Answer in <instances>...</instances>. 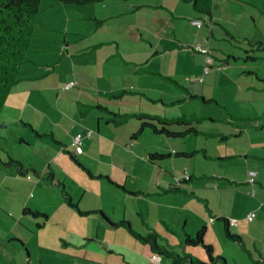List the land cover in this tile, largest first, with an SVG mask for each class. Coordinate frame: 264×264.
Here are the masks:
<instances>
[{
  "label": "rangeland",
  "instance_id": "obj_1",
  "mask_svg": "<svg viewBox=\"0 0 264 264\" xmlns=\"http://www.w3.org/2000/svg\"><path fill=\"white\" fill-rule=\"evenodd\" d=\"M216 1L218 0H215L214 8L215 10L218 9L219 11ZM48 3H50V0H42L41 2L40 12L37 20L38 24L40 20L49 22L46 19V17H50L48 16L50 11L46 12L47 8L48 10L54 8L46 7ZM235 4L240 6L242 5L237 2H235ZM89 5H95V3ZM85 6L60 4L57 5L56 10L52 11L54 15H59L60 17H62L64 13L66 19L65 25L57 26L56 29L63 31L66 29V25L69 24L72 32H77L78 34L72 33L67 35L66 41L71 43L72 48L79 49L81 48V46L90 47L87 48V53L81 56L74 57L72 60H66L64 55L60 53L58 49H51L44 52L29 51V53L27 54L28 58L34 60L35 62H50L49 60H56L55 69L54 67H50L49 69L40 67L26 71L28 69V66L32 67V63L25 64L23 66L25 77L29 78L31 76H36L37 74L41 76L40 78L27 79L13 87L11 89L9 100L6 103L5 108L2 110L0 116V179L3 178L2 180L5 181V183H2V190H0V239H3L2 237H4V235L7 233L9 235L17 234L25 240H29L30 238H32L34 239H31L33 243H37L39 241L41 245L40 249H42L43 247L50 248L53 252L51 257H54L56 259L55 263L58 264H70L69 261L81 264H108L106 262V258L108 257L110 260L122 262L125 254L127 257L132 254L136 255L134 249L136 243L140 242L142 245H145V243L139 238L130 236L129 243L124 246L121 245L123 247L120 249L118 248L119 252L115 251L114 253H109L107 250L108 243L105 241L102 242L100 239H95L96 234L94 232L89 233L90 230H88L87 236H89L90 238L91 236H93L94 240L93 242L83 245L84 239L81 238L80 242L77 236L68 233V231L64 228L65 225L62 223L64 222L63 217H66L69 220L68 212L66 211L65 207L63 209L65 211V215L67 216L61 215L60 217H56L57 213H62V209L61 207L56 206L57 203H55L54 199L49 198V196L54 195V198H56L57 200L60 196L63 198V194L61 193V186H56V190H53L51 183L48 184V180L46 181L44 179V177L46 178V176H48L49 174L48 171H46L48 164H52V166L50 167L58 172L57 176H59V178L61 179H69V177L65 174V169H67V166L69 165L70 170L80 176V179H76L77 182H81L82 179L87 180L88 174L78 168L76 163L71 159L69 153H62V158H59V161L56 162V156L59 155V153L57 152L58 149L54 144H51L48 139H38L35 136V131H38L39 133H48L53 128H55L59 136H61L59 137V140L65 142L68 145V150H70V152H73V148L70 146V134L68 131H75V129L84 128L85 125L94 128V134H92L93 131L89 127H86V136L83 140L84 153H81L80 155H78V157L80 158V162L87 164L94 170L95 175H97L98 172L96 168L101 167V160L104 159L109 163H112L113 161H115L116 163L119 162L117 161V159L114 160L112 155L110 154L112 152H115L113 147H115L118 143H120L121 145L119 156L122 158H128V153L125 152L123 148L129 151H141L142 149L145 150L144 146L146 147L149 142L155 141L150 136H144L143 133H137L139 130V126L135 123H139L140 120H133V117L127 119L120 126H113V124H110L111 128L103 127L101 133V135L103 136L97 133V119L94 122L92 116L87 113V110L91 109L92 113L94 112L96 114L103 115L107 114L111 117L112 115L105 111V108H107V106L104 104L107 103L108 105H110L109 108H115L117 110L119 109V106L117 105L116 101L111 100L110 95L112 94V91L108 95L102 96V101L104 103H101V105L97 104V102H101V100H98L99 98L94 102L88 101V98H92L93 95L97 96L98 91H88L86 89L83 90L82 86H84V84H86L87 88H91L94 90H99L100 88L101 93L105 92L108 88L111 87H113L112 89H118L116 90V92L118 94H121L123 96L122 98H124L125 100V102L120 103V108L128 112H132L135 108H137L135 106L133 107L136 101H143L145 102V104H142V109H140L141 111L146 110L147 112L154 113L160 112V109H166L172 113H175L176 115H182V113L186 112V114H188V117L191 116L192 113H194V115H196L197 117L211 116L212 118L217 119V122H211L209 119H202L199 124H197V122L195 124L196 126H198L199 130L210 131L205 133L201 132L198 138L200 142L198 143V141H196L195 146L197 147L198 145V149H207L211 155L220 156L218 154L219 152H237V150L239 149H242L244 151L250 150L254 152L257 149L263 148L257 146L256 144H253V141L257 142L261 140L256 137L257 133H259L262 137L264 136V129H260L257 127H250L249 129L245 130L240 138L229 136L228 140H224L222 142H220L221 140L215 141L216 139L221 138V135H212L214 133H224L225 130L227 131V134H230L234 131V129H236L235 127L229 126L224 122V114L226 115L227 108H230L235 112H241L246 116H256L258 115V113L264 111V60L253 62L251 60L245 61L241 59L238 62H233L231 60L230 63V61L227 60L228 55L224 54L221 49H218L221 47L227 52H230L229 50L231 49L235 50V48L231 47L230 42L225 41V37L228 38V36L226 35V32L223 31L224 37L220 36L217 40H215L216 49L214 50V57L211 55L213 62L211 61V59L210 63L205 62L204 68L202 69L203 72L200 76L196 75L198 73V71L196 70V59L194 64L184 63L185 65L183 64V66H191L190 69L193 70V72L195 70L197 71L196 73H192L193 75L191 79L199 80L198 85L201 86L194 93L200 94L201 92H206V94H213L214 96H209L214 98L216 101L220 102L222 106H226L227 108H221L216 104V102L204 103L203 99L198 97H193L194 99L189 98L187 101H183L182 103L177 102L174 105H168L166 107L161 105H154L145 96L140 95V93H137L135 95L127 93L132 91L137 92V89L133 90L134 87L142 88L143 84L141 83L139 77L143 75V72L136 73L135 70L134 72H132L134 65H128L125 63L122 50L119 51L117 44L114 41H102L103 39L101 36V31H96L90 26L92 24H95L94 19H92L93 21H90L89 19H87V17H77ZM44 24L46 25V23ZM262 24L263 23H258V29L262 28L264 30V24L263 26ZM111 26L112 27L110 29H107V31L114 29V24H111ZM230 28H233V25H230ZM48 31L49 30L43 32V35H41L40 37H37L38 34L36 35V37H33L31 43L32 50H35L37 46L52 48V46L55 45V42L52 39L47 38L48 33H50ZM61 38V43L64 46L66 44L64 35H61ZM123 43L126 46H131L126 42ZM200 44L202 43L199 42L195 45L196 49L202 48ZM204 46L207 50H209V48L211 50V44H209V42H206ZM243 47L247 48V45H243ZM113 49L114 52L112 51ZM235 51L243 54L242 48L240 47H237ZM211 52L213 53V50ZM111 54H113L112 57H110ZM227 62L231 64L230 69L227 68ZM73 63L74 66H72ZM166 64H168L170 68H174V64L171 65V63H167L166 60H162L161 64H155L154 66H161L164 69L168 70ZM71 67L76 68L78 74L72 71L73 68ZM177 68H182V66L177 65L173 69L176 70V73H174V75L180 73L178 72ZM205 68H209V71H204ZM48 70L51 71L48 73ZM244 71L256 72L260 78V81H258V77L255 74H245L243 73ZM190 72L191 71H188V69H186L180 74L183 78H185ZM44 74L47 75L45 76ZM207 76L208 79L206 83L209 86L214 85L213 87L204 86L203 84H201L202 81H204V79L201 78H206ZM238 77L241 79L240 83H237L236 81L238 80ZM153 78L156 82H158V79H161L159 74H156L155 76H153ZM252 80L256 83V86L250 89H246L245 94L243 95L241 93V90L238 89V86H240V84H248V82H252ZM71 82H73L74 84L70 86V90H64L66 88L65 86L70 85ZM195 84L196 83L188 85ZM175 91L182 93V91L176 88ZM143 92L149 94H151V92L155 93L154 91L150 90ZM241 98L249 99L253 102V104H246L244 102L243 105H240L238 103L241 102ZM75 99L80 100L84 103L91 104L93 102L95 106L84 107L82 106V103L80 101L78 103L75 102ZM172 99L177 101L178 97H172ZM235 99H237V102H234ZM101 106L104 107V109L100 108ZM79 110L84 111V113L86 112V115L84 117L81 116L79 114ZM117 110L115 112H117ZM121 112L123 113L124 111ZM62 117L64 119H62ZM22 121H24L26 124L28 123L29 125L23 126ZM62 129L66 130V135H64L65 132H63ZM195 138L196 136L192 135L184 138H178L175 141H189L194 140ZM21 139L23 140L21 141ZM262 140H264V138ZM202 142L203 144H201ZM53 148L55 149V151L53 150ZM191 148L196 149L194 147ZM134 153L136 155L134 157V160L137 161H133L131 163V166L135 167L137 175L141 176V184H145L147 182V178L143 175V172L144 168L147 167V165H144L146 164V160L144 161L143 159H141L140 155L137 152ZM102 154H106L108 155V157H104ZM10 156L22 162L24 168L29 170L27 174H21L19 172V167L17 164H12V166L4 164L9 162ZM250 159L251 161H253V163L257 161L252 157H250ZM120 161L121 163L126 162L124 161V159H121ZM242 165H246L243 156L234 157L233 162L220 161V159L217 160L216 156L206 158V153H204V151L202 150H199L194 158L177 165H168V168L172 171L173 174H175V167H178V174L181 177L185 176L186 172H188L185 167H188L190 174H196L197 172L199 175H204L205 172H207L209 174H215L220 177L227 174L235 176L237 173L228 171V167L235 166L233 170H242ZM255 165L258 164L256 163ZM59 167L64 168L62 172L58 171ZM111 168L112 169L110 173L113 174L114 178L119 180V182L124 183L126 180V176L124 173L120 172V167L112 164ZM246 170H248V168H246ZM117 172L119 174H117ZM258 172V182L249 185L241 184V189H238L234 192H226L225 179H210L211 182L214 181L215 183L214 185L210 183V187L203 185L195 186L198 187V191H196V194H192V196L189 198V205L191 206V208H197L199 210L198 214L200 215L202 211L208 213L209 210H213L217 214L224 213L235 216L234 219H239L238 225L244 223L242 222L244 219L238 217V214H242V216H245V218H247L250 212H255L256 214H258V217L254 218L252 220V223L256 226V229L262 235L264 244V186H261L260 184V181L264 182V168H259ZM28 174L34 178L33 182L27 180ZM140 176L134 179L129 178V181L134 185H138L140 182ZM37 180L42 181V183L40 184V188L36 189V195L34 196L33 194L36 185L35 182ZM89 182L96 189V193L99 198L98 201L100 200L101 202H104V204L110 201L105 193L100 190V188L104 189L105 191L107 189V186L104 184L103 180H89ZM188 183L191 184V182H187L186 184ZM205 184L207 183L205 182ZM213 187L215 190L212 189ZM68 190L76 198H80L84 195V190H79L78 183L68 181ZM108 191L113 197L118 196V193L121 194V192H113L111 190ZM120 194L119 197H122V195ZM231 194L235 197V200L237 198L238 203H232L227 200V196ZM90 196V194H87L86 200L88 202ZM62 204L64 203L62 202ZM26 206L30 210L27 211V214L24 216L23 209L26 208ZM37 208L51 214L50 221L46 225H44L43 229L39 230V232L37 224H45V219L43 218V216H36L33 214L38 210ZM109 208V212H111V206H109ZM185 208L190 207L185 204ZM75 209L80 213V210L78 208ZM129 213L130 212H128V217H126L127 220L131 219V215ZM178 214H180V211H178ZM136 215L137 218H140L138 214ZM179 218L181 220V217ZM85 220L90 221V218L79 216V219L75 218L72 223L76 225L77 230L83 232V229H80V227L85 229ZM116 220H119L118 217L116 218ZM174 223H177L178 226L180 225L176 221H174ZM250 223L251 221L245 220V224ZM215 224H218L217 226L220 232L218 231L217 233L215 228H212V224H210L212 230L210 229L209 233V241L214 246L215 254L217 256L221 255L225 257L222 252H231L232 256H235L233 247H237L238 249H240V247L235 243H232L225 239L221 223L217 222ZM187 225L189 232H191L195 227L193 219H189V223ZM176 229L177 231L179 230L178 227ZM121 231L124 232L125 229H121ZM33 233L34 235H32ZM99 233L100 235L102 234L103 237H114L115 235L112 233H107L103 229H101ZM66 235L67 237H65ZM168 235L171 238H174L175 241H178L176 235ZM60 237H65L68 242H71V244H68L69 247H67L64 239H61ZM137 239H139V242L137 241ZM119 241L121 242V244L123 243L122 238H120ZM183 245L189 250L206 254L202 246L192 247L187 246L185 243ZM250 247H252V245H250ZM84 248L87 252L83 250ZM101 250H103L104 252L102 256H100ZM175 250L182 253L181 245L176 246ZM33 251L36 254L38 253V245L35 244L33 246ZM0 253H2V247H0ZM21 255L22 254L18 253V255L13 257V260H10V258L4 254V258L6 260L5 261L2 259L0 254V264H24V262L27 261V256ZM78 255H80L81 258H86L92 262L90 263L84 260L74 259L75 256ZM85 255H87V257ZM241 255L247 257L248 259V256L246 254L243 253ZM231 258L232 257H230L229 259ZM36 264H39V262H37ZM109 264L112 263L109 262Z\"/></svg>",
  "mask_w": 264,
  "mask_h": 264
},
{
  "label": "crops",
  "instance_id": "obj_2",
  "mask_svg": "<svg viewBox=\"0 0 264 264\" xmlns=\"http://www.w3.org/2000/svg\"><path fill=\"white\" fill-rule=\"evenodd\" d=\"M235 2L242 4L237 5ZM217 7L219 8L215 10L214 4L215 0H213V7H212V17L214 20V25L211 27L210 22H208L206 16L209 15H200L197 14L193 8V5L191 3L185 2L183 0H105L104 2H98L95 3V5H86L84 9L80 12V14L77 16L79 18L87 17L90 21L94 20L95 24L90 25L92 28H94L96 31H101L102 33V41L107 42H115L117 44V47L119 51L122 50V54L124 55V61L128 65H134L132 72L139 73L143 72V75L140 78L141 83L143 84L142 88H136L134 87L133 90L137 89L138 91H132L127 92L129 94L135 95L137 93H140V95L145 96L150 102H152L154 105H161V106H168V105H174L177 102L182 103L183 101H187L189 98L192 99L195 98H201L203 96L207 102L204 103H211L209 100L214 98L210 97L214 96L213 94H206V92L194 93L197 91V89L201 86L198 85L199 80H193L191 79L192 73H198L196 75L200 76L203 72L202 69L204 68L206 57L205 54L201 52H197L193 50L192 45H196L197 43L200 44L202 47H205L204 44L206 43V39H209V44H211V50H213V53L211 52V55H214L215 48V40H217L220 36L224 37L223 31L226 32V35L228 38L225 37V41L230 42L232 48L240 47L242 48V53L236 52L235 50H229L230 52L225 51L223 48H218L224 54H227V60H231L233 62H238L239 60H245L244 57L251 56L255 57V60H251L253 62H257L259 60H264V30L262 28L258 29V23L264 24V0H218L216 1ZM61 4V3H60ZM57 2H52L47 4L46 7H53L54 9L47 8L46 12H49L50 16L49 18L46 17V19L49 22L40 20L39 24L37 21L36 26V34L34 37H40L43 35V32L49 30L47 38L52 39L55 42V45L52 46V48L49 47H42L37 46L35 50L31 49V52H44L51 49H58L60 53L64 55L66 60H72L74 57L81 56L86 54L87 52V46H81V48L76 49L72 48L71 43L66 41V36L69 34H78L77 32H72L70 29V25H66V29L61 31L56 29L57 26L65 25L66 19L64 16V13L62 17L59 15H54L53 11L56 10L57 5H60ZM243 6V7H242ZM53 10V11H52ZM45 12V13H46ZM196 19H202L204 21V24L202 27H197L193 24V20ZM38 20V19H37ZM251 20V21H250ZM46 23V25L44 24ZM111 24H114L113 30H108L112 26ZM262 24V26H263ZM45 25V26H44ZM230 25H233V28H230ZM255 29V31H254ZM61 35H64V40L66 41V44L63 46L61 43ZM249 41V42H247ZM123 42H126L127 44L131 46H126ZM104 44V43H102ZM243 45H247V48H244ZM92 47V46H91ZM210 49V48H209ZM114 52V49L112 50ZM248 52V54H245V52ZM126 52V53H125ZM222 53V54H223ZM113 54H111L110 57H112ZM214 57V56H213ZM196 59L197 63V71L191 70L190 67L183 66L184 63L194 64ZM162 60H166L167 63L170 62L171 65L175 68L177 65H181L182 68H177L178 72L182 73L186 69L188 71H191L187 77L183 78L182 75L176 74V70H173L174 68H170L168 64V70L164 69L163 67H155V64H161ZM32 61V67L28 66V69L26 71L32 70L34 68H52L55 69V63L56 60H49L50 62H35ZM225 61V60H221ZM249 61V60H245ZM227 62V68H231V64ZM185 65V64H184ZM74 66V63L72 64ZM73 68V67H71ZM51 70H48V73ZM76 74H78V71L76 68H73V70ZM242 73V72H241ZM245 74H255L258 78V81H260V78L256 72L250 71V72H243ZM156 74H159L161 79H158V82H156L153 78ZM45 76L47 74H44ZM41 75L31 76L29 78H40ZM181 76V78H180ZM204 81H202L201 84L204 86H209L206 81L208 79V76L206 78H203ZM188 81V82H187ZM237 83H240L241 79L238 77V80H236ZM264 81V80H263ZM79 83V82H78ZM196 83L195 85H188V84ZM145 86V87H144ZM214 85H211L209 87H213ZM256 86V83L252 80V82H248V84L238 86V89L241 90V93L244 95L246 89H250ZM66 88L64 90H70V86L66 85ZM133 87V86H132ZM108 88L105 92L101 93L100 88L99 90H94L91 88H87L86 84L82 86L83 90H92V91H98L97 96L93 95L92 98H88V101H95L96 99L101 100V102H97L98 105H101V103H104L102 101V96L108 95L111 91L112 94L110 95L111 100L116 101L117 105L119 106V109L115 108H109L110 105H108L106 102L107 113L109 111L114 112L117 110V114L112 115L111 117L109 115H103V114H96L92 113L91 109L87 110V113L92 116L93 121L97 119V133L101 135L102 128L103 127H110V124H113V126H120L122 123H124L127 119L130 117H133L135 120L136 117L134 116L136 113L144 112L148 113L150 115L159 116L161 118L166 117H186L191 118L196 115L194 113L191 114V116H187L186 112L182 113V115H176L175 113L170 112L166 109H160V112H147L146 110H140L142 109V104H145L143 101H136L135 105L133 107L135 108L132 112H128L126 110H123L120 108V103L125 102L123 96L121 94H118L116 90L118 89H112ZM176 89H179L182 91L176 92ZM132 89V88H131ZM154 91L155 93L151 92V94L143 92V91ZM237 90V89H236ZM209 91V90H208ZM65 92V91H64ZM210 92V91H209ZM212 92V91H211ZM155 94V95H154ZM193 96V97H192ZM120 97V98H119ZM172 97H178V100L175 101L172 99ZM194 99V98H193ZM119 100V101H117ZM75 102H79L80 100L75 99ZM241 102L238 104L243 105L244 102L246 104L253 102L249 99L241 98ZM82 103V106L87 107H94L95 104L92 102L90 103ZM131 102V101H130ZM218 102V101H217ZM234 102H237V99L234 100ZM256 102V101H255ZM217 104V103H216ZM218 106H222L220 102L217 104ZM140 110V111H139ZM119 111V112H118ZM121 111H124L123 113ZM238 111V110H236ZM103 112V111H102ZM79 114L81 116H85L86 112L79 110ZM224 122L227 123L229 126L235 127L233 132L230 134H227V131L225 130L224 133H214V135H221V138L216 139L215 141L220 142L224 140H228L229 136H235L236 138H240L244 131L249 129L250 127H257L260 129H264V111L261 113H258L256 116H246L245 114H242L241 112H235L234 110H231L230 108L226 109V115L224 114ZM204 118V117H203ZM205 118H209L211 122H217V119L212 118L211 116H205ZM62 119H64L62 117ZM137 120V119H136ZM139 121V120H137ZM201 122V121H200ZM200 122H197L199 124ZM140 128V122L135 123ZM196 124V123H195ZM96 126V125H95ZM196 126V125H195ZM89 127L94 134V128L85 125L84 128H79L74 130L68 131L70 134V142L78 133H86L87 128ZM198 133L191 134L189 136H196L194 140L189 141H175L178 138L175 137H166L161 134H156L153 131H151L148 128H145L141 133H143L144 136H150L155 141L149 142V144L144 148L146 150V156H145V150L142 149L141 151H129L123 148L125 152L128 153V158H122L119 156V150H120V143H118L115 147H113L115 152L110 153L113 157V159H117L119 162L113 161L112 163H109L108 161H105L104 159L101 160L100 164L101 167H97L96 170L97 175L94 174V170L90 168L87 164L88 169L91 170L93 176L91 177L88 175V179H82L81 182H77L76 179L79 178L77 174L73 173V171L70 170V165L67 166V169H65V174L69 177L68 178H59L57 176V171L55 169H52V164H48L46 171H48V176L44 179L47 181L48 177H53V181H48L53 188V190H56V186H61V193L63 194V198L60 196L57 200L54 198V195L49 196V198L54 199L56 206L61 207L62 213H57L56 217H60L61 215H65L64 207L66 208V211L68 212L69 220L66 217H63L64 222H62L65 225V229L68 231V233L75 235L78 237L79 241L81 242V238L84 239L83 245H86L87 243L93 242L94 237L87 236L88 230L89 233H95V239H100L102 242H107V250L109 253H114L115 251L119 252V249L122 248L124 245L129 243L130 236L131 235L126 228L123 227H116L112 223H118L121 220L129 221L133 228L140 234H147L149 232H156L159 237V243L161 245H164L165 247L175 250L176 246L181 245V251L177 252L180 256H192L194 258L201 259L202 261H208V257L204 253H200L197 251H192L186 248L183 244L185 243V236L186 234L194 236L203 226L206 227V233H205V242L207 244H213L209 241V233H210V224H212V228H215V230L219 231L218 224L216 225L218 221L212 222V219H215L216 216H223L227 218H233L235 216H231L229 214H217L213 210L208 213L205 211H202L201 215L198 214L199 210L196 208H191L190 204V197L192 194H196V191H198V185H203L210 187V183L214 185V181L211 182L210 179L212 178H218V179H225L226 182V192H234L238 189H241V184L249 185L246 183V174L248 170H254L258 172L259 168H264V136L262 137L259 133H257L256 137L259 138L260 141H253V144H256L259 147H263L261 149H257L254 152L252 151H244L242 149L237 150V152H225V153H218L220 156L217 155H211L209 151L206 149V158H210L211 156H216L217 160L220 159V161H229L233 162L234 157L236 156H243V159L246 163V165H242V170H237L233 168L235 166L228 167V171L236 172L237 174L235 176L232 175H225V176H217L215 174H209L205 172L204 175H199L196 171V174H190V171L188 167H185L188 171V173L191 175V179L188 182H191V184H186L185 187L181 189L173 190L171 189V185L176 182V180L181 179L182 177L178 174V167H175V174L172 173V171L168 168V165H177L179 163L187 162V160L190 159H180V158H167L163 161H150L149 155L153 152H162V153H168V152H181V151H194L199 150L198 145L195 146L196 141H199V134L201 132H210V131H202L198 129ZM182 128V127H181ZM178 126L172 127V130H179L181 129ZM63 132H65L64 135H66V130L62 129ZM54 132L55 136L59 139V134L57 133V130L53 128L51 130ZM140 134V133H139ZM212 134V133H208ZM86 135V134H85ZM38 139L40 138L35 135ZM103 136V135H101ZM84 138V137H83ZM41 139H48L49 138H41ZM95 139V138H93ZM84 140V139H83ZM50 141V140H49ZM51 142V141H50ZM65 143V142H64ZM53 144V143H51ZM203 144V142L201 143ZM55 145V144H54ZM55 147L58 149L57 152L59 153L58 156H56V162L59 161V158H62L61 154L64 153L57 145ZM191 147H194L196 149H192ZM55 151V149L53 148ZM134 152H137L140 155V158L144 161L146 160L147 167L144 168L143 175L147 178V182L145 184H141V176L137 175L135 167L131 166V163L134 160V157L136 156ZM104 157H108L106 154H102ZM58 157V158H57ZM250 157L257 160L253 163L251 161ZM219 158V159H218ZM80 159V158H79ZM124 159L126 162H122L120 160ZM1 161V160H0ZM250 162V164H249ZM252 163V164H251ZM258 165H255V164ZM117 165L120 168V172L124 173L126 176L125 182H119L116 178H114L113 174L110 173L111 171V165ZM105 167V168H104ZM79 168V167H78ZM237 168V167H236ZM248 168V170H246ZM64 168L59 167L58 171L62 172ZM82 170V169H81ZM44 171V172H46ZM85 172V171H84ZM117 174H119L117 172ZM100 175H103L101 177ZM259 175V172H258ZM98 176V177H97ZM100 176V177H99ZM114 181V183H117L119 185L124 186L123 188L118 187L116 184L111 183L106 177ZM139 177V184L134 185L132 182L129 181V178H136ZM43 177V176H42ZM41 178V177H40ZM3 178L0 179V190H2L3 186L2 183H5ZM103 180L104 184L107 186L106 191L102 188L100 190L105 193V195L109 198V202L105 203L98 201V196L96 193V189L92 186V184L89 182V180ZM30 182H33L34 178H28ZM68 181L78 183L79 184V190H84V195L82 197H74L73 194L68 190ZM183 181V180H182ZM181 181V182H182ZM61 182V183H60ZM205 182L207 184H205ZM258 182V181H257ZM42 181L37 180L35 182V191L34 196L36 195V189L40 188V184ZM101 183V182H96ZM261 186H264V182L260 181ZM134 185V186H133ZM47 188V187H43ZM214 189V187L212 188ZM66 190L67 193L71 196V200L77 204L76 206H72L68 204V202L65 200V196L63 191ZM108 190L121 192L118 193V196H111ZM215 190V189H214ZM87 194H90L89 202L86 200ZM119 194L122 195V197H119ZM227 200L229 202L238 203L237 198L235 200V197L231 194L227 196ZM62 202L64 204H62ZM192 203V201H191ZM185 204L189 206L190 208H185ZM73 208H72V207ZM109 206H111V212H109ZM27 208V206H26ZM75 208H78L80 210V213ZM38 211L47 213L48 217L45 219V224H42V227L38 228L39 230L43 229V226L46 225L50 221L51 214L49 212H46L44 210H40L37 208ZM81 211L84 212H91L89 214L84 213L82 214ZM103 213H102V212ZM178 211H180V214H178ZM128 212L131 215V219L127 220L126 217H128ZM71 213V214H70ZM138 214L140 218H137ZM23 215L25 216V213L23 212ZM79 216H85L89 217V220H85V229L80 227V229H83V232H80L77 230L76 225L72 223V221L77 218L79 219ZM118 217L119 220H116ZM181 217V220L180 218ZM238 217H241V219H244L241 225L235 226L234 232L241 235L243 238L244 243L238 244L235 243L227 238H225L227 241H230L232 243H235L237 246L240 247L238 249L237 247L234 248V254L235 256H232L231 252H225L222 254L227 258L228 264H264V244H263V238L262 235L258 232L256 229V226L252 223L245 224V220H248L245 218V216H242V214H238ZM258 217V214H257ZM189 219H193V223H195V227L191 232H189L187 228V224L189 223ZM178 222L180 225L178 226L177 223H174V221ZM201 220V222H200ZM249 221V220H248ZM181 222V223H180ZM237 222L239 223V219H237ZM221 223V227L223 229V234L225 237L224 232V225ZM39 224V223H38ZM96 225V226H94ZM38 227V226H37ZM179 228L177 231L176 228ZM103 229L107 233L115 234L114 237H103L102 234L100 235L99 231ZM121 229H125V233L121 231ZM94 230V231H93ZM212 230V229H211ZM220 232V231H219ZM67 233V234H68ZM81 233V234H80ZM128 235H127V234ZM168 234L176 235L178 238V241H175L174 238H171ZM34 235V233L32 234ZM67 237V235L65 236ZM64 239L67 247L68 244H71V242H68L66 238ZM134 237V236H133ZM3 239H0V247H2V253L1 257L3 260L4 254L10 258V260H13L16 255L22 254L27 256V261L24 262V264H36L39 262V264H58L55 263V258L51 257L53 254L52 250L48 247L40 249V242L33 243L31 241L32 238L29 240L23 239L21 236L14 234L9 235L5 234ZM17 238L20 241L17 243L14 241H9L10 239ZM123 239V243L119 241V239ZM137 238V237H136ZM22 239V240H21ZM110 239V240H109ZM140 239V238H139ZM139 239L137 241L139 242ZM34 240V239H32ZM40 240V239H39ZM128 240V241H126ZM141 240V239H140ZM184 240V243H183ZM6 244V245H5ZM38 245V253H34L33 246ZM186 244V243H185ZM32 245V246H31ZM123 245V246H121ZM252 245V247H250ZM184 246V247H183ZM188 246V245H187ZM214 247V246H213ZM119 248V249H118ZM45 249V250H44ZM135 254L136 255H130L129 257L124 256L123 261H113L110 260L109 257L106 258V262L109 264L111 262L112 264H157L156 261L152 259V250L151 247L148 244L142 245L140 242L136 243L134 246ZM86 251V249H83ZM46 253H45V252ZM87 252V251H86ZM215 252V251H214ZM246 254L248 256L244 257L241 254ZM81 254V253H80ZM104 254L103 250H101L100 256ZM122 254V253H121ZM21 255V256H22ZM87 257V255H85ZM84 256V257H85ZM215 256H217L215 254ZM221 256V255H219ZM223 257V256H221ZM232 257L231 259H229ZM74 258V256H73ZM74 259L78 260H84L86 262H92L89 261L86 258H81L80 255L75 256ZM160 263L161 264H174L172 259L166 257V256H160ZM6 261V260H5ZM7 263V262H6ZM70 264H81V263H74L69 261ZM63 264V263H62ZM104 264V263H101ZM215 264H223L221 261L215 263Z\"/></svg>",
  "mask_w": 264,
  "mask_h": 264
},
{
  "label": "trees",
  "instance_id": "obj_3",
  "mask_svg": "<svg viewBox=\"0 0 264 264\" xmlns=\"http://www.w3.org/2000/svg\"><path fill=\"white\" fill-rule=\"evenodd\" d=\"M50 1L61 4H67V5L85 6L93 3L104 2L105 0H50ZM183 1L191 3L197 14L209 15L206 16L205 19H207L208 22H210L211 27H213L212 25H214L215 23L213 18L210 17L212 16L213 0H183ZM41 2L42 0H0V116L2 110L5 108V105L9 100L11 89L20 82L30 79L24 76L25 71H23V66L25 64L32 63L31 59L28 58L27 54L29 53V51H31V43L33 37L36 34V25H37L38 15L40 12ZM94 20L97 21V19ZM196 20L201 21L202 25L200 27H202L204 21L202 19H196ZM196 20H193V24L194 21ZM194 25L197 26L196 24ZM205 41L209 42V39H206ZM190 48H192L195 51H199L203 54H206L207 63H209V60L212 59L210 49L207 50L205 47H202L201 49L198 48L196 49L195 45H192V47ZM245 54H248V52L246 51ZM244 59L255 60L256 58L251 56H246L244 57ZM201 79H203V77ZM200 97L203 99L204 102H207V100L203 96ZM209 101L216 102L218 104L216 100L211 99ZM100 108L104 109V107L102 106ZM105 110L108 109L105 108ZM109 113L113 115L117 114L116 112L114 113L111 111H109ZM134 116L136 117L137 120H140V128L137 133H141L145 128H148L156 134H161L166 137H175V138H184L191 134L198 133L195 123L200 122L202 119H209V118H205V116L202 117L194 116L191 118H186V117L161 118L159 116L150 115L144 112L136 113ZM22 125L28 126L29 124L28 123L26 124L24 121H22ZM174 126H178L179 128L181 127L182 128L179 130H172L171 128L172 127L174 128ZM35 133L40 138H49L51 143L57 145L59 149H61L65 154L69 153L71 159L76 163V165L80 169L85 171L89 176L95 177L93 176L91 170L88 169L87 166H85V164L79 161L80 159L78 155L84 153L83 150L84 138L82 139L81 151H79L76 148V146L73 145L74 139H72V141L70 142V146L73 148V152H70V150H68V145L62 142L61 140H59L55 136L54 132L50 131L48 133H39L38 131H35ZM81 134L83 137L86 136L85 135L86 133L85 134L81 133ZM22 140L23 139H21V141ZM199 150H202L204 151V153H206L205 148H201ZM199 150L181 151V152L174 151L168 153L153 152L149 155V160L151 162L163 161L167 158H173V157L180 159H192ZM4 164L8 166H12V164H17L19 167V172L21 174H27V172L29 171L28 169L24 168L22 162L18 161L17 159L11 156L9 162ZM251 171L256 173L255 176L253 177L254 178L253 181L250 180ZM100 176L103 177V175ZM27 177L29 179L32 178V176H30L29 174L27 175ZM104 177H106L111 183H114V181H112V179L109 178L108 176H104ZM257 177H258V172L254 170H248L246 174V178H247L246 183L255 184L257 182ZM190 179H191V175L188 172H186L185 176H182L181 179L176 180V182L171 185V189L176 190L185 187V182H188ZM48 181L52 182L53 177L49 176ZM114 184L124 189V186L119 185L117 183ZM63 193L65 196V200L70 205L77 207V204L71 200V196L67 193V191L64 190ZM29 210H30L29 208L23 209L25 215L27 214L26 212ZM81 213L89 214L91 212L81 211ZM251 213H255V212H250L249 214ZM33 214L36 216H43V218L45 219H47L48 217L47 213L38 210ZM256 217L257 214L255 213L254 218ZM247 219L251 221L248 216ZM232 220L233 218L229 219L223 216H216L215 219H212V222L215 221L222 222V224L224 225L225 238L235 243L243 244L244 241L241 235L234 232L233 230V227L238 225L237 219H235V222H232ZM112 224L116 227L126 228L131 235L140 238L145 244H148L152 250V257L153 255H155L160 259V256H166L172 259L174 264H215L219 261H221L223 264H228L227 260L224 257L215 256L214 247L211 244H207L205 242V233H206L205 226H203L194 236L186 234L185 243L186 245L192 247L202 246L203 250L206 253V256L208 257V261L206 262L202 261L201 259L194 258L190 255L185 257L180 256L174 250H171L165 247L164 245H161L159 243V237L156 232L140 234L133 228L132 224L129 221L121 220L118 223H112ZM37 226L38 228L42 227V224L39 223L37 224ZM9 241L19 242L20 240L14 238V239H10Z\"/></svg>",
  "mask_w": 264,
  "mask_h": 264
},
{
  "label": "built area",
  "instance_id": "obj_4",
  "mask_svg": "<svg viewBox=\"0 0 264 264\" xmlns=\"http://www.w3.org/2000/svg\"><path fill=\"white\" fill-rule=\"evenodd\" d=\"M194 24H196L198 27H200V26L202 25L201 21H199V20L194 21ZM211 61H212V59H211ZM209 63H210V60H209ZM205 71H206V72L209 71V68H205ZM73 84H74V83L71 82V84H70L69 86H71V85H73ZM82 139H83L82 134H81V133H78V134L76 135V137L74 138V140H73V145L76 146V148H77L79 151L82 150ZM255 174H256V173L253 172V171L250 172V175H251L250 180H251V181H253V179H254L253 177L255 176ZM248 217H249L250 220H252V219L255 217V213H251V214H249ZM232 222H235V219H233ZM152 259H153L154 261H156L158 264H160V262H159V258L156 257L155 255H153Z\"/></svg>",
  "mask_w": 264,
  "mask_h": 264
}]
</instances>
